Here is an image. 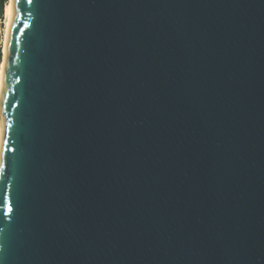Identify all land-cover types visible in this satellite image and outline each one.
I'll return each instance as SVG.
<instances>
[{
    "label": "water",
    "instance_id": "obj_1",
    "mask_svg": "<svg viewBox=\"0 0 264 264\" xmlns=\"http://www.w3.org/2000/svg\"><path fill=\"white\" fill-rule=\"evenodd\" d=\"M4 51L0 264H264V0H12Z\"/></svg>",
    "mask_w": 264,
    "mask_h": 264
},
{
    "label": "bare ground",
    "instance_id": "obj_2",
    "mask_svg": "<svg viewBox=\"0 0 264 264\" xmlns=\"http://www.w3.org/2000/svg\"><path fill=\"white\" fill-rule=\"evenodd\" d=\"M11 11H12V0H9V2L5 6V26H4V34H3V58L0 65V88L2 85V77H3V68H4V60H5V40H6V34L7 30L10 24L11 20ZM0 141H1V127H0Z\"/></svg>",
    "mask_w": 264,
    "mask_h": 264
},
{
    "label": "trees",
    "instance_id": "obj_3",
    "mask_svg": "<svg viewBox=\"0 0 264 264\" xmlns=\"http://www.w3.org/2000/svg\"><path fill=\"white\" fill-rule=\"evenodd\" d=\"M9 0H0V65L3 58V32L5 26V6Z\"/></svg>",
    "mask_w": 264,
    "mask_h": 264
},
{
    "label": "snow or ice",
    "instance_id": "obj_4",
    "mask_svg": "<svg viewBox=\"0 0 264 264\" xmlns=\"http://www.w3.org/2000/svg\"><path fill=\"white\" fill-rule=\"evenodd\" d=\"M16 2L19 3V0H16ZM31 2H32V0H28V3H31ZM6 199H7V197H5V200H6ZM8 211L10 212V211H12V209L9 207V208H8Z\"/></svg>",
    "mask_w": 264,
    "mask_h": 264
},
{
    "label": "rangeland",
    "instance_id": "obj_5",
    "mask_svg": "<svg viewBox=\"0 0 264 264\" xmlns=\"http://www.w3.org/2000/svg\"><path fill=\"white\" fill-rule=\"evenodd\" d=\"M3 34H4V32H3Z\"/></svg>",
    "mask_w": 264,
    "mask_h": 264
}]
</instances>
